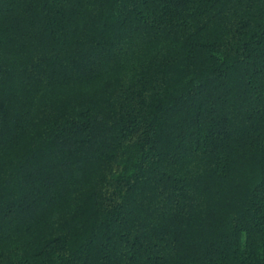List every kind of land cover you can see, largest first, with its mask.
<instances>
[{
	"label": "trees",
	"instance_id": "trees-1",
	"mask_svg": "<svg viewBox=\"0 0 264 264\" xmlns=\"http://www.w3.org/2000/svg\"><path fill=\"white\" fill-rule=\"evenodd\" d=\"M0 264H264V0H0Z\"/></svg>",
	"mask_w": 264,
	"mask_h": 264
}]
</instances>
